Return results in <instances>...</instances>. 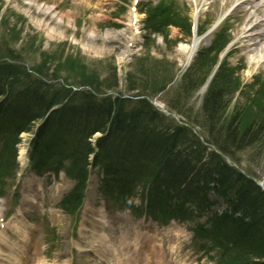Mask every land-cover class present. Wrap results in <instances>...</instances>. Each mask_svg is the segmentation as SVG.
Here are the masks:
<instances>
[{"label":"trees","instance_id":"trees-1","mask_svg":"<svg viewBox=\"0 0 264 264\" xmlns=\"http://www.w3.org/2000/svg\"><path fill=\"white\" fill-rule=\"evenodd\" d=\"M170 21L179 24L175 19ZM168 22L158 11L146 20L148 28L156 31ZM13 35L16 36V32ZM1 49L0 57L15 59L6 46ZM48 55L51 59L55 57L54 54ZM45 57L31 68L33 72H28L22 65L0 61V97L4 96L0 101V183L13 168L18 134L29 129L32 122L41 118L52 105L63 102L39 127L31 163L35 170L64 167L66 173L77 180L74 189L63 199L64 209L73 211L80 203L90 163L88 158L93 152L88 138L97 130L103 132L109 123L107 134L96 141L97 151L92 159V165L99 166L104 172V192L129 196L135 183L150 182L153 183L151 190L158 198L169 196V190L176 191L179 197L190 198L200 209H207L212 202L202 191L208 185L228 206L222 214L212 217L211 230L201 231L218 247L220 262L241 264L264 257V191L250 178L227 165L219 154L207 151V147L187 128L157 113L146 100L97 97L88 90L73 91L62 86L57 80L60 69L79 78L72 83L89 86L96 93L112 89L116 84L95 79L80 60L70 56L57 57L56 67L47 73L46 62L51 59ZM148 70L139 65L129 79L130 84L136 82L135 74L139 75L138 79L141 76L146 78ZM221 70L204 96L201 114L197 111L191 116L186 103L181 101L178 104L177 99L189 91L188 98L190 91L204 79L198 76V68L186 73L175 97L168 99L167 104L185 120L198 124L206 142L236 158L235 148L259 143L261 148L264 147V87L250 94L241 92L243 101H237L232 109L227 110L236 87L229 73ZM139 84V94L148 91L149 83ZM134 86L130 85L128 90ZM131 103L134 107L129 109ZM200 118L203 119L201 122ZM142 157L152 166L140 160ZM65 160L69 161L68 166H63ZM246 172L250 174V169ZM198 177L201 185L193 181ZM237 209L242 211L240 218L233 216ZM216 221H220V227L215 226ZM253 232L255 235L251 234Z\"/></svg>","mask_w":264,"mask_h":264},{"label":"rangeland","instance_id":"rangeland-1","mask_svg":"<svg viewBox=\"0 0 264 264\" xmlns=\"http://www.w3.org/2000/svg\"><path fill=\"white\" fill-rule=\"evenodd\" d=\"M123 1L124 3L117 0H0V6L5 9V22H8L9 26L16 24V27L23 29L17 41L10 40L5 43L2 40L0 43L6 47L11 45L14 50L25 49L23 55L31 65L46 58L42 52L54 54V59L47 61L52 63L47 64L49 73L56 67L58 60L55 58L59 56L80 60L87 71L99 72L101 76L110 72V67H116L121 93L127 97L139 94V83L143 84L152 77L151 82L178 74L171 87L178 85L181 79L179 75L185 68L181 67V64L185 62L186 51L190 49L188 45L192 39H181L178 29L172 27L169 30L168 43L155 36L153 45L144 50V14L140 13L138 8L135 11L130 0ZM142 1L155 3L157 0H138L139 7ZM176 2L187 3L191 10L190 16H197V23L200 24H208L214 19L216 21L229 10L232 11L226 21L233 36L228 62L232 66L243 67L241 78L246 83L251 81L256 72L264 75V61L252 62L251 54H246L247 51L240 47L246 25L242 23L244 12L237 8L231 9L236 0H232L225 7L224 0ZM38 7H43V10L50 13L49 20H44L38 14ZM223 7L229 10L224 12ZM210 36L202 40L199 46L207 45ZM30 37H37L39 46L35 48L31 46V40H24ZM139 65L149 69L148 76L138 79L139 75L135 74L136 82L131 81V86L136 83L138 85L132 90H124L127 72V76H130L136 72ZM77 69L75 68V71ZM58 73L67 74L66 69H60ZM71 78L76 79V76ZM204 89H199L191 98L190 105L194 109L191 116L196 113L195 110L202 113L199 107L202 104ZM163 93L167 97L172 95ZM238 96V93L232 96L227 110L233 108L238 99L243 101ZM161 105L163 107V104ZM176 114L183 118L179 113ZM201 119L200 122L203 120ZM261 147L260 143L250 145L246 152L240 155L243 164L249 167L251 174L259 181L264 180V148ZM16 181L19 185L18 201L11 202L10 193L0 199V214L4 216L1 228L3 225L6 228L15 227L22 233L18 250L9 253L12 262L19 260L18 264H92L97 257L106 256L105 253L100 254V249L107 244L112 246L113 256L118 258L120 264H214L194 245L188 229L191 226L189 223L176 222L160 226L149 221L144 215L134 218L126 211L103 209V199L97 191L100 182L97 169L90 174L76 226L72 218L58 207L60 197L73 184L71 180L63 174L36 176L28 167L19 165ZM139 200L136 197L135 202L138 204ZM2 232L3 229L0 230L3 242L9 246L17 242V238H11ZM31 240L36 244L35 249ZM91 247L94 251L83 252V249ZM86 258L89 260L86 261Z\"/></svg>","mask_w":264,"mask_h":264},{"label":"bare ground","instance_id":"bare-ground-1","mask_svg":"<svg viewBox=\"0 0 264 264\" xmlns=\"http://www.w3.org/2000/svg\"><path fill=\"white\" fill-rule=\"evenodd\" d=\"M232 0H224V6L231 2ZM30 5H33L31 2ZM238 3V2H237ZM243 4H247V7L243 8ZM38 14L42 16L44 20H49L50 18V13L47 11L43 10V7H38ZM237 9L242 10L244 13V17L242 19V23L245 24L246 26L244 27L243 31V41L241 47L246 50L250 51L254 57L253 60L255 63L258 61H261V55L264 53V0H242L241 2L238 3ZM209 33L205 36L207 37ZM197 43V42H196ZM194 48V45L192 46ZM46 64L51 65L50 63L46 62ZM45 69L47 70V73H49V68L45 66ZM134 107V104L131 103L129 105V109H132ZM201 131V130H199ZM143 138V136H141ZM146 138V136H145ZM247 147H243L242 149L235 148L234 151L237 154H242L244 151L246 152ZM144 160L146 165L152 166L149 161H147L144 157H142L140 160ZM189 170V169H188ZM199 177L194 179L193 181H199ZM242 214V211L240 209H237V212L233 214L234 217L240 218ZM257 231V230H256ZM13 232L16 235H21L22 233L16 232L13 230ZM256 232H253L251 234L255 235ZM2 241V242H1ZM4 239L2 238V235L0 234V244H2ZM32 244L33 240H32ZM35 246V245H34ZM2 251H0L1 256H7L9 252H13L15 249H11L10 246H6L3 243V246L1 245ZM85 249V250H89ZM107 249H105L106 251ZM7 260L0 258V264H6ZM262 262L264 263V257L262 258Z\"/></svg>","mask_w":264,"mask_h":264}]
</instances>
